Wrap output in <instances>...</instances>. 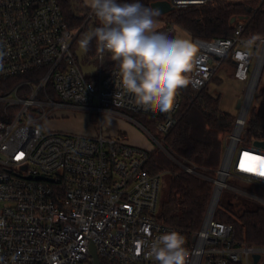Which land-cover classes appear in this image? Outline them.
<instances>
[{
    "label": "built area",
    "instance_id": "built-area-1",
    "mask_svg": "<svg viewBox=\"0 0 264 264\" xmlns=\"http://www.w3.org/2000/svg\"><path fill=\"white\" fill-rule=\"evenodd\" d=\"M90 21L98 22L89 9L86 23ZM243 30L239 25L232 37L212 42L192 40L204 58L190 74L195 96L228 55L235 64V80L248 85L234 127L223 139L221 165L211 180V205L185 246L186 264H253L255 254L260 256L257 264H264V247L238 241L231 225L214 219L228 178L264 185L259 174L264 171V150L246 138L258 89L252 88L247 101L258 48L245 47L250 41L242 37ZM76 38L58 0H0V80L44 71L34 83H24L31 88L27 97H20L17 89L0 96V220L5 221L0 264H11L13 255L18 257L15 264H94L93 248L100 264H158L147 255L149 245L171 229L156 219L162 178L147 171L155 148L132 145L123 133L43 132L35 122L47 117L46 107L156 117L161 140L151 138L163 148L176 124L180 98L176 96L167 113L138 106L120 87L117 68L105 71L97 56L93 73L82 70ZM51 89L58 99L51 97ZM31 111L41 115L33 118ZM180 166L198 174L194 165Z\"/></svg>",
    "mask_w": 264,
    "mask_h": 264
},
{
    "label": "trees",
    "instance_id": "trees-1",
    "mask_svg": "<svg viewBox=\"0 0 264 264\" xmlns=\"http://www.w3.org/2000/svg\"><path fill=\"white\" fill-rule=\"evenodd\" d=\"M158 1L166 0H139L146 7ZM58 3L68 28L77 32L75 44L79 47L85 32L99 24L96 21L86 23L89 9L83 6L82 0H58ZM157 20L164 22V28L160 31L177 27L185 31L191 40L205 42L230 38L236 28L243 25L242 37L257 44L264 39V0H209L201 5L175 8L165 15L160 14ZM97 56L96 42L93 40L89 51L84 53L85 64H90V59ZM227 59L233 62L231 55ZM112 68H116L114 62L103 63L105 71ZM43 72L0 80V96L17 89L20 97H27L31 88L24 83H34ZM207 87L197 96L190 84L178 91L180 108L176 124L164 139L163 148L156 147L151 153L147 165L151 175L166 177V197L159 204L156 219L171 231L179 232L184 237V247L204 221L213 195L211 180L216 177L224 154L223 139L232 131L236 121L235 116L221 109V96H213ZM49 92L53 99H58L52 89ZM257 97V104L252 105L246 122L247 143L252 145L256 141H264V88ZM129 115L145 127L157 125L160 120L141 114ZM181 164L196 166L198 174L186 173ZM241 205L242 208L237 211L232 202H227L223 208L217 207L214 219L231 225L238 241L252 247H264V205L258 202L251 205L247 200Z\"/></svg>",
    "mask_w": 264,
    "mask_h": 264
},
{
    "label": "clouds",
    "instance_id": "clouds-1",
    "mask_svg": "<svg viewBox=\"0 0 264 264\" xmlns=\"http://www.w3.org/2000/svg\"><path fill=\"white\" fill-rule=\"evenodd\" d=\"M83 3L99 26L82 36L79 50L87 53L95 40L98 58L103 61L107 56L115 63L120 87L134 97L138 106L164 113L171 111L178 91L192 83L190 74L203 62L198 45L191 39L174 38L158 31L160 11L144 6L139 0H83ZM4 227L5 221L0 220V229ZM184 244L179 232H166L149 245L147 255L158 264H186L188 252ZM17 259L13 255L11 264Z\"/></svg>",
    "mask_w": 264,
    "mask_h": 264
},
{
    "label": "rangeland",
    "instance_id": "rangeland-1",
    "mask_svg": "<svg viewBox=\"0 0 264 264\" xmlns=\"http://www.w3.org/2000/svg\"><path fill=\"white\" fill-rule=\"evenodd\" d=\"M77 6L80 7V4H77ZM159 24L160 26L163 25L161 28H164L163 21H159ZM161 31L174 38H187L186 35L177 27H171ZM245 39L248 40L247 38ZM249 41L250 42L248 43V45L245 46L248 50H251L253 46H257L258 48L257 54L254 56L252 61L251 72H253L254 69H256L258 60L260 59L262 50V40L257 44L251 40ZM103 61L105 63L113 62L107 56ZM82 62L83 64L86 63L85 57L83 58ZM89 63L92 69L91 73H93L97 68L98 59L91 58ZM213 77L214 78H212L208 84V91L215 97L217 95L221 96L220 107L223 111L230 113L235 117H238L240 110L237 109V101L239 97L244 96L246 94L248 82L239 83L233 80L235 79L233 73V65L229 59L225 60V62H222V65L217 69ZM263 88L264 67L260 76L256 96L252 104L253 106L257 104L258 93ZM235 93H238L237 100H233L232 94ZM45 109L46 112H48L47 117L45 119L38 120L35 122V125L40 127L43 132L60 131L64 133L91 136L95 127L98 133L100 132V129H102L104 135L109 136L111 133L110 130H115V132L119 131L120 133L126 134L128 136L129 143L140 145V147L142 146L146 149H148L150 146H152L153 148L157 147V145L152 141L151 136L157 138V140L159 141L161 140V135L158 129L156 128V125H149L145 127L137 123L131 117H129V113H105L102 116H99L88 111L71 108L51 109L50 107H46ZM40 115L41 114L39 113L34 114V112L31 111V117L33 118H38ZM128 127L133 129H129ZM107 131L110 133L106 134ZM165 180L166 177H162L159 198L160 205L164 202L166 197L167 185ZM227 186L228 188L223 191L221 199L219 201V208H223L227 202H232L233 204H235L234 210L237 211L242 208L241 202H243L244 200L249 201L251 205H254L256 202H259L254 197L264 200V185L262 184L248 182L247 180L242 178L230 177L227 180Z\"/></svg>",
    "mask_w": 264,
    "mask_h": 264
},
{
    "label": "water",
    "instance_id": "water-1",
    "mask_svg": "<svg viewBox=\"0 0 264 264\" xmlns=\"http://www.w3.org/2000/svg\"><path fill=\"white\" fill-rule=\"evenodd\" d=\"M173 1L174 2H178L181 5L188 6V5H201V4H204L206 1H209V0H203V2H200V0H183V2H180V0H173ZM173 1L172 0H169V1L166 0V1L154 2V3H152L151 7L152 8H155V9H158L160 11V14L161 15H165V14L173 11L176 8V5L174 4ZM263 49H264V39L262 40V50H261V52L263 51ZM76 54H77V57H78L79 61L82 62L84 53H82L79 50V48H78ZM258 62H259V60H258ZM81 67H82V70L85 73H88L89 72V70L87 69V67L84 64H82ZM263 67H264V60H263L262 66H261V70H260L259 77H258L257 81L255 82L254 90L253 91H255L257 89V87H258V84H259V80H260V76H261ZM256 68H257V66H256ZM255 70H254V72H255ZM241 103H242V99L240 98L239 101L237 102V109L240 108ZM253 146L256 147V148H259V149H263L264 150V141H256V142H254ZM37 179L42 180L44 178L38 177ZM210 205H211V202H210ZM210 205H209V207H210ZM92 253H93L94 264H100L99 263V260L97 258V255L95 253V249L94 248L92 249ZM259 258H260V256L258 254H255L253 256V259H254V263L253 264H257Z\"/></svg>",
    "mask_w": 264,
    "mask_h": 264
},
{
    "label": "crops",
    "instance_id": "crops-1",
    "mask_svg": "<svg viewBox=\"0 0 264 264\" xmlns=\"http://www.w3.org/2000/svg\"><path fill=\"white\" fill-rule=\"evenodd\" d=\"M82 4H83V6H84V3H83V0H82ZM85 7V6H84ZM86 9H88L87 7H85ZM159 22V21H158ZM163 26V25H162ZM162 26H160V29H161V27ZM179 29V28H178ZM181 30V29H180ZM185 35H186V37L188 38V39H191L190 38V36L185 32V31H183V30H181ZM232 65H233V73H234V69H235V64H234V62H232ZM85 66L87 67V69L89 70V72H92V69H91V66H90V64H85ZM234 81H236V82H239V81H237V80H235V79H233ZM239 83H241V82H239ZM233 95V100H237V98H238V93H235V94H232ZM242 97V96H241ZM241 97H239L238 98V101H239V99L241 98ZM237 101V102H238ZM129 128V127H128ZM129 129H133V128H129ZM111 132V133H110ZM110 132H108L107 131V133L106 134H109L110 133V135H116V134H118V133H120L119 131H116L115 132V130H110ZM126 132V131H125ZM98 134H104L103 133V130L102 129H100V132L98 133L97 131H96V129H95V127H94V129H93V134L91 135V136H96V135H98ZM109 135V136H110ZM87 136H90V135H87ZM133 145H135V146H140V145H136V144H134V143H132ZM142 147V146H141ZM152 148V146H150L148 149H151ZM255 199L257 198V197H254ZM260 199V198H259ZM257 200V199H256ZM257 201H259V200H257ZM261 201H262V203L259 201L258 203H261V204H264V200H262L261 199Z\"/></svg>",
    "mask_w": 264,
    "mask_h": 264
},
{
    "label": "bare ground",
    "instance_id": "bare-ground-1",
    "mask_svg": "<svg viewBox=\"0 0 264 264\" xmlns=\"http://www.w3.org/2000/svg\"><path fill=\"white\" fill-rule=\"evenodd\" d=\"M263 60H264V49L263 51L261 52V55H260V59H259V62H258V65H257V68L255 70V73H254V76H253V79H252V87H251V91L249 92V95H248V100L247 101H250L251 100V93H252V88L254 87L255 85V82L257 81L258 77H259V74H260V70H261V66L263 64Z\"/></svg>",
    "mask_w": 264,
    "mask_h": 264
},
{
    "label": "snow or ice",
    "instance_id": "snow-or-ice-1",
    "mask_svg": "<svg viewBox=\"0 0 264 264\" xmlns=\"http://www.w3.org/2000/svg\"><path fill=\"white\" fill-rule=\"evenodd\" d=\"M17 158H19V157H17ZM259 174L264 176V171H261Z\"/></svg>",
    "mask_w": 264,
    "mask_h": 264
}]
</instances>
